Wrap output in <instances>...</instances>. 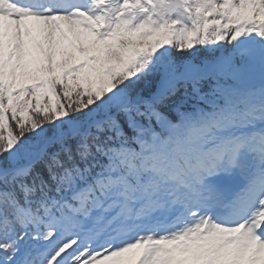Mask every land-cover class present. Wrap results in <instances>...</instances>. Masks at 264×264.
<instances>
[{
    "label": "snow or ice",
    "instance_id": "snow-or-ice-1",
    "mask_svg": "<svg viewBox=\"0 0 264 264\" xmlns=\"http://www.w3.org/2000/svg\"><path fill=\"white\" fill-rule=\"evenodd\" d=\"M0 264H264V0H0Z\"/></svg>",
    "mask_w": 264,
    "mask_h": 264
}]
</instances>
